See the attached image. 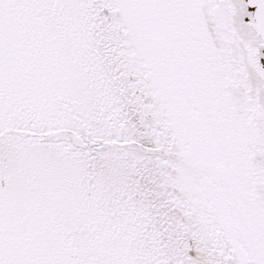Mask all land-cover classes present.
Masks as SVG:
<instances>
[{"label":"snow or ice","instance_id":"obj_1","mask_svg":"<svg viewBox=\"0 0 264 264\" xmlns=\"http://www.w3.org/2000/svg\"><path fill=\"white\" fill-rule=\"evenodd\" d=\"M0 264H264V0H0Z\"/></svg>","mask_w":264,"mask_h":264}]
</instances>
